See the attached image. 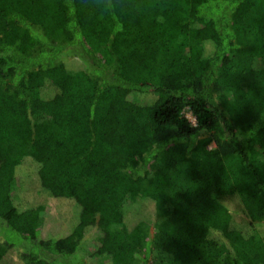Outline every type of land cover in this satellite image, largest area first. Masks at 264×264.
Masks as SVG:
<instances>
[{
    "label": "trees",
    "instance_id": "16d2710c",
    "mask_svg": "<svg viewBox=\"0 0 264 264\" xmlns=\"http://www.w3.org/2000/svg\"><path fill=\"white\" fill-rule=\"evenodd\" d=\"M105 261L264 264V0H0V264Z\"/></svg>",
    "mask_w": 264,
    "mask_h": 264
},
{
    "label": "rangeland",
    "instance_id": "374dc122",
    "mask_svg": "<svg viewBox=\"0 0 264 264\" xmlns=\"http://www.w3.org/2000/svg\"><path fill=\"white\" fill-rule=\"evenodd\" d=\"M183 113L186 116V118L191 122V120L193 119L191 111L188 110V109H185ZM31 169H32V165H31L29 160H25V161L22 162V164L20 166V171L18 173H19V177L21 178V180H22L24 185L27 183L26 179H25L26 178L25 176L27 175V173H29V171H31ZM25 186H27V185H25ZM46 203L49 205V200L48 199L46 200ZM167 211H168V208L164 204H162L159 207L157 217L155 218V220L153 222H151L149 224L148 228H145V229H147L146 230V239H148V238H153V239L154 238H158L159 236L164 235V233L171 231V229H170L171 227H169L168 223H167L168 222L167 221ZM49 215L51 217H53L51 213ZM236 218L242 223H244L246 221L244 217L239 216V215L236 216ZM60 222L62 223V219H60ZM55 229H56L55 221H53V222H50V221L45 222V225L42 227V234H45V235L49 234L52 231H54ZM173 234L177 235L178 232H175L173 230ZM158 253H159V251H157V250H154L152 252L151 259L153 261H157L158 255H159ZM137 256H138V254L137 255L136 254L132 255L129 258V261L133 262L134 258L137 259ZM101 264H111V262L110 261H105V262H103ZM136 264H138V263H136Z\"/></svg>",
    "mask_w": 264,
    "mask_h": 264
},
{
    "label": "built area",
    "instance_id": "2783aa9c",
    "mask_svg": "<svg viewBox=\"0 0 264 264\" xmlns=\"http://www.w3.org/2000/svg\"><path fill=\"white\" fill-rule=\"evenodd\" d=\"M193 116V115H192ZM192 124H195V117L193 116V119L191 120Z\"/></svg>",
    "mask_w": 264,
    "mask_h": 264
}]
</instances>
